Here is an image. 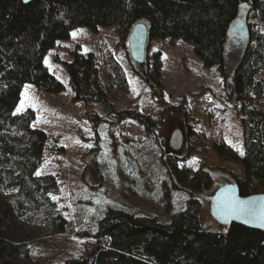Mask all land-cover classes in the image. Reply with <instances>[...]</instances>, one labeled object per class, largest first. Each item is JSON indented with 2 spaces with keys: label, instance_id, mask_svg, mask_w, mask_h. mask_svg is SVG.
<instances>
[{
  "label": "trees",
  "instance_id": "obj_1",
  "mask_svg": "<svg viewBox=\"0 0 264 264\" xmlns=\"http://www.w3.org/2000/svg\"><path fill=\"white\" fill-rule=\"evenodd\" d=\"M243 4L247 41L232 79L243 144L235 149L221 142L215 148L240 160L243 173L234 181L241 195L249 196L264 193V0H0V195L10 196L7 208L0 209V264L31 255L29 235L16 217L42 212L59 233L74 226L51 199L59 191L55 176L37 174L45 147L49 141L55 144L57 137L33 127L34 110L17 108L26 86L47 93L64 91V83L45 64L48 51L69 40L80 26L95 33L114 26L125 43L134 25L144 22L149 39L183 40L193 45L205 66L218 65L224 71L227 38ZM73 51V59L63 61L62 67L76 99L99 102L107 114L116 116L100 87L96 56L79 48ZM159 61L158 53L149 67V77L158 87ZM171 110L188 118L183 105ZM117 115L130 117L127 111ZM144 122L155 134V127ZM194 135L198 132L189 129L190 148ZM185 172L192 192L212 184L203 167ZM201 210L193 195L167 223L110 209L99 217L94 233L80 225L77 229L81 236L96 239L89 255L60 264H264V231L235 223L211 230L200 223Z\"/></svg>",
  "mask_w": 264,
  "mask_h": 264
},
{
  "label": "rangeland",
  "instance_id": "obj_2",
  "mask_svg": "<svg viewBox=\"0 0 264 264\" xmlns=\"http://www.w3.org/2000/svg\"><path fill=\"white\" fill-rule=\"evenodd\" d=\"M246 41L245 33H229L224 71L218 65L205 66L192 44L170 38L150 39L147 61L135 63L128 37L122 43L114 26L96 33L80 26L69 40L48 51L45 64L64 83V91L47 93L26 86L17 108L34 110L33 127L45 131L49 138L57 137L55 144L49 141L45 147L37 174L55 176L59 191L51 194V199L74 226L59 233L42 212L26 219L16 217L29 235L31 255L12 264H60L68 258H85L96 239L81 236L77 229L94 233L99 217L108 210L167 223L192 195L202 205L200 223L211 230L223 228L210 214L209 198L221 185L241 177L243 165L228 153L220 154L215 144L225 142L235 149L243 144V120L232 79ZM76 48L96 56L99 84L116 116L107 114L99 102L76 99L62 67L63 61L73 59ZM158 53L160 87L149 77V67ZM180 105L187 109V119L171 110ZM122 111L130 117L118 116ZM137 115L140 118H134ZM143 119L155 127V134ZM178 128L183 143L176 150L170 146V137ZM189 129L198 132L192 136L194 148L188 145ZM200 167L210 173L212 184L192 192L185 171ZM9 197L0 195V209L2 205L7 208Z\"/></svg>",
  "mask_w": 264,
  "mask_h": 264
},
{
  "label": "water",
  "instance_id": "obj_3",
  "mask_svg": "<svg viewBox=\"0 0 264 264\" xmlns=\"http://www.w3.org/2000/svg\"><path fill=\"white\" fill-rule=\"evenodd\" d=\"M29 3L33 0H22ZM246 5L243 4L237 19L230 30L236 31L239 36L245 30ZM148 28L146 23L139 22L134 25L128 36L129 51L135 63L143 64L148 50ZM183 143L181 129L173 131L170 137L172 149H179ZM210 214L219 224L229 227L239 224L248 228L264 231V193L243 196L237 182L221 185L215 194L209 198Z\"/></svg>",
  "mask_w": 264,
  "mask_h": 264
},
{
  "label": "snow or ice",
  "instance_id": "obj_4",
  "mask_svg": "<svg viewBox=\"0 0 264 264\" xmlns=\"http://www.w3.org/2000/svg\"><path fill=\"white\" fill-rule=\"evenodd\" d=\"M73 35L75 36L76 34L75 33H73ZM19 110V109H18Z\"/></svg>",
  "mask_w": 264,
  "mask_h": 264
},
{
  "label": "flooded vegetation",
  "instance_id": "obj_5",
  "mask_svg": "<svg viewBox=\"0 0 264 264\" xmlns=\"http://www.w3.org/2000/svg\"><path fill=\"white\" fill-rule=\"evenodd\" d=\"M145 62H146V61H145ZM145 62H144V63H145Z\"/></svg>",
  "mask_w": 264,
  "mask_h": 264
}]
</instances>
